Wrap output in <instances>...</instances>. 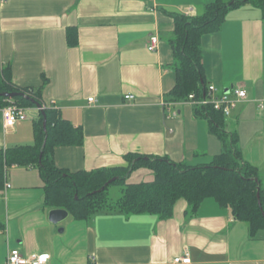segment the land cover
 Instances as JSON below:
<instances>
[{"label": "crops", "instance_id": "0c3cea01", "mask_svg": "<svg viewBox=\"0 0 264 264\" xmlns=\"http://www.w3.org/2000/svg\"><path fill=\"white\" fill-rule=\"evenodd\" d=\"M214 1L0 0V71L11 68L18 86H44V103L84 132L82 146L56 149L58 168L126 167L129 154L197 166L222 153L207 121L168 97L176 84L172 16L202 15ZM69 28L78 31L75 48L68 46ZM151 36L160 39L156 52L147 49ZM202 50L208 86L248 93L250 101L227 119L228 130L237 132L243 159L259 170L264 185V111L253 102L264 100L261 11L250 4L234 9L219 32L203 36ZM128 94L133 102L125 100ZM1 110L0 151L34 145L38 109H28L27 120L12 129L4 127ZM5 179L11 188L0 196V264L11 250L25 257L46 254L48 264H90V256L96 264H174L185 250L193 264H264V231L251 236L212 199L195 215L181 200L167 220L101 212L54 225L37 169L12 166Z\"/></svg>", "mask_w": 264, "mask_h": 264}, {"label": "trees", "instance_id": "16d2710c", "mask_svg": "<svg viewBox=\"0 0 264 264\" xmlns=\"http://www.w3.org/2000/svg\"><path fill=\"white\" fill-rule=\"evenodd\" d=\"M247 4L261 11L264 22V0H215L202 15L172 16L175 30L170 46L176 84L168 94L170 102L180 103L191 95L197 99L204 98L208 85L202 38L219 32L228 14ZM67 42L71 48L78 45L76 28L67 29ZM43 89L44 86L35 89L14 84L11 68L0 71V94L22 93L28 98L13 100L20 107L37 109V105H45ZM6 103L7 99L0 97V109ZM196 115L207 121L210 135L224 148L209 164L188 166L168 157L129 154L125 157L126 167L70 173L58 168L55 151L61 146H82L84 132L64 119L57 110H39L35 121V144L0 151V191L4 189L8 168L32 167L39 171L45 184V205L50 210H66L75 219L88 220L105 212L127 216L151 215L167 220L173 216L175 206L181 200L187 202L188 214L195 215L205 200L212 199L220 208L230 209L238 221L248 226L250 235L256 236L264 231V185L260 172L243 159L239 136L237 132L228 130L227 119L221 113L206 108L197 109ZM140 169L152 171L154 180L129 183L132 174ZM114 178L117 181L105 187ZM115 186L121 188V196L117 200L109 195V190ZM104 187V191H100ZM4 229L0 222V233Z\"/></svg>", "mask_w": 264, "mask_h": 264}, {"label": "built area", "instance_id": "2783aa9c", "mask_svg": "<svg viewBox=\"0 0 264 264\" xmlns=\"http://www.w3.org/2000/svg\"><path fill=\"white\" fill-rule=\"evenodd\" d=\"M190 16V13L186 14ZM160 47V39L158 36H151L148 41L147 49L150 52L158 51ZM125 100L128 102H133L135 96L128 94L125 96ZM250 101L248 93L242 88H236L229 93L220 92L215 86H208V90L204 98L197 99L195 95H191L188 100L180 103H172V105H187L197 109L212 108L216 112L221 113L226 119L230 118L232 113L237 109V107ZM94 98L89 99V103H95ZM258 110L264 111V100H255ZM52 104H55L52 102ZM168 105V104H165ZM170 105V104H169ZM48 106L45 104L42 106V110H45ZM27 110L26 108L20 107L13 100H8L4 108H2V116L4 127L6 129H12L20 121L27 120ZM15 167V166H14ZM11 188V185L7 183L4 190L0 193V196H4L7 191ZM96 257L90 256V264H96ZM174 264H193L191 253L185 250L183 254L174 259ZM49 256L46 254L34 255L30 257H25L18 250H11L8 253L6 264H48Z\"/></svg>", "mask_w": 264, "mask_h": 264}, {"label": "water", "instance_id": "95a60500", "mask_svg": "<svg viewBox=\"0 0 264 264\" xmlns=\"http://www.w3.org/2000/svg\"><path fill=\"white\" fill-rule=\"evenodd\" d=\"M225 93H229L228 91H225ZM0 97L6 98L8 100H14L15 98L18 97H23L28 99L24 94L22 93H5V94H0ZM37 109L42 110V106L41 105H37ZM43 116H44V130H46V118H45V113L43 112ZM117 181V178H114L112 180H110L105 187H108L109 185L113 184L114 182ZM104 188H102L100 191H104ZM258 198L259 194H258ZM261 205L260 201H259V206ZM70 217V213L66 210H61V209H54L51 210L49 213V220L52 224L54 225H59L61 223H63L64 221H66L68 218Z\"/></svg>", "mask_w": 264, "mask_h": 264}, {"label": "rangeland", "instance_id": "374dc122", "mask_svg": "<svg viewBox=\"0 0 264 264\" xmlns=\"http://www.w3.org/2000/svg\"><path fill=\"white\" fill-rule=\"evenodd\" d=\"M47 108H49V107H47ZM149 172L150 171H148V170H146V171L143 170V171H139V172L136 171V172H134V174L129 179V182L130 183H141L144 181H152L153 178H150V176L151 175L154 176V174L152 172H150V173ZM109 195H110L111 199L117 200L121 196V188L117 187V186L112 187L109 190Z\"/></svg>", "mask_w": 264, "mask_h": 264}]
</instances>
